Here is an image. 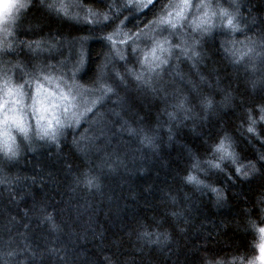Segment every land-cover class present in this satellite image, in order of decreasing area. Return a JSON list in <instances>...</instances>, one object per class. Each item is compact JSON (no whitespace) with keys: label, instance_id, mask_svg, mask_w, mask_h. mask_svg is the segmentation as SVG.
Segmentation results:
<instances>
[{"label":"trees","instance_id":"16d2710c","mask_svg":"<svg viewBox=\"0 0 264 264\" xmlns=\"http://www.w3.org/2000/svg\"><path fill=\"white\" fill-rule=\"evenodd\" d=\"M175 1L160 0L154 11L147 15L138 13L139 19H133L127 11L121 16V19L129 16L132 21L128 31L145 29L135 45L145 65L151 64L154 58L150 39L154 31L147 30L146 25L154 19V12L160 11V5ZM102 2L111 0H79L82 8H73L71 3L77 4L75 2L67 8L68 12L77 9L76 13L83 18L84 11L90 8L106 12ZM124 2L116 0L117 4ZM238 2L243 5L240 9L245 21L240 25L242 31L232 33L226 20L223 26L216 21L215 40H209L204 49L206 61L200 66L201 71H218L224 82L222 87L233 97V102L221 110L220 127L233 138L238 163L225 161L223 172L213 170L210 178L205 179L209 188L192 190V186L184 185L182 177L188 166V152L206 158L212 154L197 139L209 131L203 116L185 119V114L178 112L174 122L169 120L167 112H172V107L164 103L165 98L172 101L174 94L185 87L191 88L193 81L198 83L195 70L174 60L172 71L161 73L156 80L159 98L154 99L151 94L135 88L129 90L138 98L143 111L150 115V125L157 136L155 148L142 145L138 137L119 134L120 122L128 117L114 97L93 119H84L79 127L66 132L59 143L38 141L30 150L21 151L18 162L12 164L0 159V264L3 261L33 264V259L35 264H191L197 255L208 253L216 254V258L225 260L226 264H259L263 242L259 229L264 228V214L253 209L249 215H243L242 209L251 207L252 202L264 195V180L254 179L257 172L253 174L252 183L241 181L236 178V168L257 164L259 155L264 153V119L258 112L260 103L264 102L260 99L264 92V54L257 55L259 48L251 43H259L264 37V0ZM216 3L227 7L233 0H202V4ZM37 15L34 9L29 19ZM193 21L187 13V19L181 23L187 25ZM28 27L25 24L24 31L27 32ZM183 31L187 32V27ZM31 35L27 32L16 39L24 41ZM48 35L45 31L44 39H48ZM51 35L63 45L52 53L57 60L67 63V69L59 71L71 73L76 67V76H84V80L75 81L77 84L87 87L86 81L90 82L101 70L105 79L114 71L125 70L124 61L118 57L113 60L114 54L109 48L86 31L72 32L61 22L51 25ZM114 39V46L128 55L130 49L121 38ZM3 40L0 39V49ZM222 45L228 49L227 58ZM47 55L49 53H42L36 59L35 52L27 48L21 51L17 45L7 55L0 51V60L12 64L30 63L36 67L43 65ZM81 55L82 63L77 64ZM155 55L160 53L157 51ZM106 58L108 65L104 68ZM57 60L48 62L56 64ZM127 67L141 71L140 64ZM20 75L17 70L14 78L18 80ZM125 95L120 92V100ZM249 112L256 120L252 132L248 131ZM173 123L179 130L169 141L168 128ZM212 131L218 130L213 128ZM89 169L99 177V189H89L78 182ZM200 178L204 179L202 172ZM211 188L219 189L224 194L223 200H217ZM171 197H176L175 204ZM173 210L182 215L172 217ZM45 213L53 217L54 228L43 220ZM164 213H169L168 225L153 231L165 234L167 239L161 235L160 241L152 244L139 239L140 223L152 216L163 219ZM32 249L39 255L34 256ZM8 252L13 255L7 256Z\"/></svg>","mask_w":264,"mask_h":264},{"label":"snow or ice","instance_id":"6c2138e0","mask_svg":"<svg viewBox=\"0 0 264 264\" xmlns=\"http://www.w3.org/2000/svg\"><path fill=\"white\" fill-rule=\"evenodd\" d=\"M158 4L160 0H145V2L131 4L126 0L122 4L111 0V2L101 4L102 7L107 8L106 12L90 8L84 11L83 18L79 13L70 14L67 6L59 0H11L6 4L0 12V31L3 32L4 37L0 51L7 55L18 45L21 51L27 48L30 52H35L36 59H39L40 55L45 52L49 55L44 56L42 66L36 67L30 63L28 65H23L22 62L12 64L10 61L0 60V159L4 163L18 162L21 151L30 150L38 141L59 143L60 138L66 132H70L73 127H79L84 119H93L105 103L112 101L114 97L120 103L124 115L128 117L127 120L120 122L119 134L127 133L131 137H138L142 145L155 148L157 136L151 128L150 115L143 111L137 103L138 98L134 97L129 90L135 88L138 92L151 94L154 99L159 98L160 89L156 86V80L161 73L172 71L174 60L187 64L190 70H195L198 83L193 81L191 88L185 87L183 91L174 94L172 101L165 98L164 103L171 104L172 112H167V108L165 111L169 120L173 122L178 112L184 113L185 119L193 115L203 116L207 121L209 131L197 136V139L202 141L205 150L212 154L210 158H206L199 156L198 153L188 152V166L182 177L184 185L192 186V190L209 188L205 179L210 178L213 170L223 172L222 165L225 161L238 163L237 154L233 151V138L220 127L221 110L233 102V97L222 87L224 82L220 79L218 71H201L200 66L206 61L204 49L209 45V40H215L216 21L223 26L226 20L229 31L232 33L242 31L240 25L245 21L240 16V9L243 5L238 0H233V3L228 4L227 7L223 3L191 5L188 0H182L180 5L173 3L160 5V11L154 12V19L146 25L147 30H154V35L150 37L154 58L151 64L145 65L135 47L137 39L145 34V29L137 32L128 31V25L132 21L129 16H124L123 19L121 16L124 11H127L133 19H139L138 13L147 15L149 11H154ZM72 6L83 7L79 3ZM193 7L198 12H204L206 19H201L200 22L193 21L187 25L182 24L181 22L187 19L186 9ZM34 9L38 11V15L30 20L29 16ZM113 9L116 10L113 11ZM69 20L75 23H68ZM61 22L65 23V26L72 32L86 31L89 36L102 41L109 48L110 53L114 54L113 60L118 57L119 60L124 61L125 70L123 72L114 71L107 79L101 70L90 82L86 81L87 87L75 83L77 79L84 80V76H76L78 68L74 67L71 73L59 71L60 68L67 69V63L57 60V57L52 55L54 50L63 45L62 42L57 43L55 37L51 35V25ZM25 24L29 26L27 32H31L32 35L27 40L20 41L16 39L17 36L27 35L24 31ZM185 27H187V32L183 31ZM45 31L49 34L48 39H44ZM221 34L224 33L221 32ZM116 37H120L121 42L130 49L128 55L123 54V49L114 46ZM251 43L259 48L257 55L264 54V37L260 38L259 43L256 41H251ZM221 47L224 48L227 58V47L223 45ZM251 50L255 51V49ZM157 51L160 53L159 56L155 55ZM60 55L63 56V52H60ZM49 60H57V63L50 64ZM82 60L81 55L77 64L82 63ZM129 64H140L141 71L136 72L134 67L128 68ZM107 65L106 58L103 67L106 68ZM166 65L167 68H165ZM115 67L113 65V68ZM17 70L21 73L18 80L14 78ZM214 77L215 81H213ZM133 80L135 84L132 83ZM43 82H55L57 91L48 92L45 97L43 93L47 89ZM61 84H63V89L60 88ZM255 87L256 82L253 81V88ZM120 92L126 94L123 100L119 98ZM217 96L220 97L219 101H217ZM260 99L264 101V92ZM258 112L261 119H264V102L260 103ZM247 115L250 121L248 131L252 132L256 120L251 112ZM33 120L35 123H32ZM213 128L218 131L213 133ZM178 130L175 123L168 128L169 141L174 139ZM209 140L211 143L208 142ZM262 161H264V153H261L257 159L259 169H257V164L251 163L243 168L238 166L236 178L252 183L253 174L258 172V176L254 179L264 180V162ZM201 172L204 179L200 178ZM228 179L231 180L232 177L229 176ZM78 182L83 183L89 189L100 187L99 177L91 174V169L83 173V179ZM211 191L216 193L217 200H223L224 194L219 189L211 188ZM171 200L173 204L176 203V197H171ZM253 209L264 214V195L252 202L251 207L245 206L242 214L249 215ZM170 215L179 218L182 213L173 210ZM168 218L169 213H164L163 219L159 216H152L142 221L137 231L138 238L146 244L158 243L161 235L165 234L155 232L153 229L168 225ZM43 220L53 228L55 227L52 216L45 213ZM252 226L255 227V225ZM259 232L264 234V228H260ZM165 239H167L166 235ZM32 251L34 256L39 255L35 249ZM261 254L264 257V246L261 247ZM12 255L13 252L7 253V256ZM2 264H8V262L3 261ZM33 264H35V259H33ZM191 264H226V261L217 259L214 253H208L204 256L197 255Z\"/></svg>","mask_w":264,"mask_h":264},{"label":"rangeland","instance_id":"374dc122","mask_svg":"<svg viewBox=\"0 0 264 264\" xmlns=\"http://www.w3.org/2000/svg\"><path fill=\"white\" fill-rule=\"evenodd\" d=\"M78 1L79 0H59L60 3L65 4L67 7H69L71 2L78 3ZM9 2H11V0H0V12L3 11V8ZM128 2L130 4L133 2L140 3V2H145V0H128ZM181 3H182V0H176L174 4L180 5ZM188 3L191 5H199V4H202V0H188ZM73 4L74 3H71V6ZM77 9H78V7H77ZM77 9H76V11H77ZM76 11L71 10V11H69V13H72L73 15H75V14H77ZM186 12L188 13L189 18L195 20V22H200L201 19H206L205 13L204 12H198V10L195 7L186 9ZM208 22L211 23L212 21H208ZM0 39H4L2 31H0ZM43 83H44L45 89H47V91H45L43 93V95L45 97H47L48 92H56L57 91V87H56L55 82H52V83L43 82ZM33 86H35V82H33ZM60 88L63 89V84L60 85ZM57 111H59V110H57ZM32 123H35V121L33 120ZM261 237H262L261 240L263 241L262 246H264V234H261ZM259 264H264V257L261 258V260L259 261Z\"/></svg>","mask_w":264,"mask_h":264},{"label":"bare ground","instance_id":"6f19581e","mask_svg":"<svg viewBox=\"0 0 264 264\" xmlns=\"http://www.w3.org/2000/svg\"><path fill=\"white\" fill-rule=\"evenodd\" d=\"M141 100V99H140ZM162 119V118H161ZM244 120V119H243ZM161 123V122H160ZM227 260V259H226Z\"/></svg>","mask_w":264,"mask_h":264}]
</instances>
